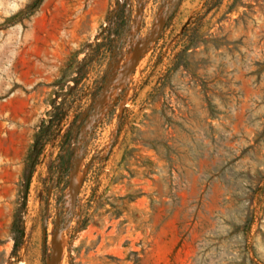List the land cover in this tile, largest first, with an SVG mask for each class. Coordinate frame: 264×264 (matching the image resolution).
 I'll return each instance as SVG.
<instances>
[{
    "label": "rangeland",
    "instance_id": "374dc122",
    "mask_svg": "<svg viewBox=\"0 0 264 264\" xmlns=\"http://www.w3.org/2000/svg\"><path fill=\"white\" fill-rule=\"evenodd\" d=\"M0 264H264V0H0Z\"/></svg>",
    "mask_w": 264,
    "mask_h": 264
},
{
    "label": "trees",
    "instance_id": "16d2710c",
    "mask_svg": "<svg viewBox=\"0 0 264 264\" xmlns=\"http://www.w3.org/2000/svg\"><path fill=\"white\" fill-rule=\"evenodd\" d=\"M116 22H117V26L114 28H109L108 30H105L103 32V35L101 36V40L97 39V44L92 46V48H95V50L97 52H100L102 49H105L106 51L107 50L112 51V53H111L112 55L113 54H119L122 45L117 46V43L121 42L123 44V42H122L123 37H124L123 32H122L123 24L127 23L122 12H119L117 14ZM107 82H108V74L103 78L102 87L95 94L94 100H96L99 97V94H101V91L104 89ZM92 113H93V108L90 109L88 116L92 115ZM111 115H112V112L110 113L109 116H111ZM62 120H63V114L60 112V108H56V111L51 114L50 121L49 122H47V121L43 122V124L40 128L39 134L36 137V141L33 145L30 156H29V161L31 162L32 168L35 167L36 162H37L39 156L41 155V153L43 152V149L45 148V146L47 144L51 143L53 137H55L58 129L60 128ZM77 122H78V119H75L73 124H72L71 129L69 130V132L65 136V142L61 144V151H60V155L58 156V159L60 161V163L58 165V170L60 172L59 173L60 178L58 180L57 188H60L63 185V183H65V182H62L61 178L67 179L74 169V163L76 161L75 155L73 153H69V152H67L69 154H66V155H63V153L65 152V150H64L65 145L70 142V138L72 137V134H73V129L76 126ZM84 123H85V121H83L81 126H83ZM65 185H67V182ZM27 188H29V187H27ZM18 235L19 236L16 239L15 248L19 247L21 238L23 237L24 233L19 232Z\"/></svg>",
    "mask_w": 264,
    "mask_h": 264
}]
</instances>
